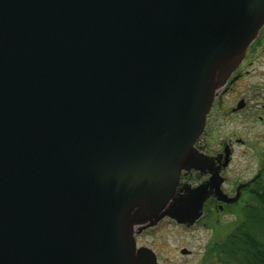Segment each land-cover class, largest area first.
Listing matches in <instances>:
<instances>
[{
  "label": "water",
  "instance_id": "water-1",
  "mask_svg": "<svg viewBox=\"0 0 264 264\" xmlns=\"http://www.w3.org/2000/svg\"><path fill=\"white\" fill-rule=\"evenodd\" d=\"M263 27L264 0H0V264H159L134 229L200 217L180 173L211 169L194 145Z\"/></svg>",
  "mask_w": 264,
  "mask_h": 264
},
{
  "label": "rangeland",
  "instance_id": "rangeland-1",
  "mask_svg": "<svg viewBox=\"0 0 264 264\" xmlns=\"http://www.w3.org/2000/svg\"><path fill=\"white\" fill-rule=\"evenodd\" d=\"M250 48L252 50L243 59L241 67L239 66L236 73H233V83L230 81L216 93L214 104L207 115V125L199 137L205 150L199 151L214 157L213 165L217 159L225 157L224 165L228 166L232 158V151L229 154V148L233 150L232 164L228 171L229 179L247 183L245 189L264 176L260 167V162L264 158V27ZM238 73L242 74V77L240 79L237 77L235 80L234 77ZM242 100L246 103L245 109L232 113ZM237 140H242L244 144L237 143ZM218 152L220 154L215 155ZM218 176L221 177L219 173ZM200 187L204 186L191 187L187 191L190 194ZM206 190L207 198L212 192L217 194L218 202L222 207L224 206L223 211L218 210L219 204L209 207L207 215L196 220L197 223L200 220L201 224L194 230L178 229L170 222H164L142 237V244L153 249L159 264H203L209 247L214 242L221 241L234 229L238 216L247 202L246 193L242 196L237 194L229 197L223 192L221 185L218 187L217 184L210 191L208 188ZM203 208L204 204H202ZM173 220L181 225H186L187 222L180 223L176 219ZM186 249L194 254L185 255L186 253L183 252Z\"/></svg>",
  "mask_w": 264,
  "mask_h": 264
},
{
  "label": "trees",
  "instance_id": "trees-1",
  "mask_svg": "<svg viewBox=\"0 0 264 264\" xmlns=\"http://www.w3.org/2000/svg\"><path fill=\"white\" fill-rule=\"evenodd\" d=\"M260 167L264 172V158ZM244 193L247 202L234 229L209 247L203 264H264V176Z\"/></svg>",
  "mask_w": 264,
  "mask_h": 264
},
{
  "label": "flooded vegetation",
  "instance_id": "flooded-vegetation-1",
  "mask_svg": "<svg viewBox=\"0 0 264 264\" xmlns=\"http://www.w3.org/2000/svg\"><path fill=\"white\" fill-rule=\"evenodd\" d=\"M251 50H252V48H249L245 58L248 56V54L250 53ZM234 74L231 76V78L228 81V83L230 81H231V83H233L232 81H233ZM235 76H236V77H234L235 80L237 79V77H238V79H240L242 77V74L238 73ZM242 102L244 103L243 107L239 108L240 104L238 103V107H237L238 109L237 108L233 109L232 113L239 112L240 111L239 109H245L246 103L243 100H242ZM207 119H208V117H207ZM206 125H207V122H206ZM236 142L239 143V144H244V142L242 140H237ZM195 147H196V149L198 151L199 150L200 151H205V150H203L204 147L202 146V140L201 139H199V141L196 143ZM231 151H232L231 157L233 158V150H231L229 148V154H230ZM218 154H220V152L216 153L215 155H218ZM212 158H214V157H212ZM232 158H231L230 164L228 166H225L224 163L226 161V158L225 157H220L219 159H217L215 161L214 165H210L211 169L207 168L206 172L183 171L181 176H180L179 184L177 186V191H176L175 198L177 199V198H180L182 196H187L189 194V192L187 191L189 188L198 187L200 185L204 186L205 188H208L209 191H210L213 188V186H215V183L211 182L212 174H211L210 170H212L213 173L218 172L221 175V177L223 178V183L221 184V189L223 190V192L226 195H228L229 197H234L237 194H241V196H242V194L244 193V189L247 186V183H241V182H239L237 180L231 181L229 179L228 171L230 169V165L232 164L231 163L232 162ZM218 201L219 200H218L217 194L214 193V192L210 193L208 198L203 202L204 208L200 212V217H201L200 219L204 218L207 215L208 208L211 207V206H214V205L216 206L217 204H219L218 205V210L223 211V207L224 206L222 207ZM172 202H173V200H172ZM164 222H170L171 225H174V227H176L178 229H182V230H194L195 228L199 227L200 224H201V222L199 220L198 223L195 222L192 225H189V223H186V225H181V224H178L176 221H174L172 218L165 217L162 220H160L155 226L146 227V228H145V226H137L134 229L135 230L134 237H135V243H136L137 248L145 247V248H150L151 249L150 246L142 244V237L146 233H148V231H150L152 228H156V227L160 226L161 224H163ZM151 223H152V220L147 222V224H145V225H150ZM202 224L206 225V223H202ZM182 251H181V253H182ZM185 251H187V253L185 255H193L194 254L190 250L186 249Z\"/></svg>",
  "mask_w": 264,
  "mask_h": 264
},
{
  "label": "bare ground",
  "instance_id": "bare-ground-1",
  "mask_svg": "<svg viewBox=\"0 0 264 264\" xmlns=\"http://www.w3.org/2000/svg\"><path fill=\"white\" fill-rule=\"evenodd\" d=\"M145 227H146V225H145Z\"/></svg>",
  "mask_w": 264,
  "mask_h": 264
}]
</instances>
